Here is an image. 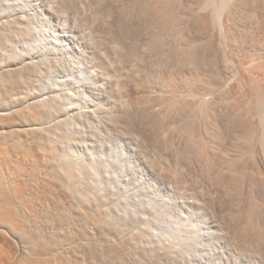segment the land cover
<instances>
[{
    "label": "bare ground",
    "instance_id": "bare-ground-1",
    "mask_svg": "<svg viewBox=\"0 0 264 264\" xmlns=\"http://www.w3.org/2000/svg\"><path fill=\"white\" fill-rule=\"evenodd\" d=\"M48 2L0 0V264H128L130 257L139 255L147 264H263L262 260L238 253L197 200H179L180 204L176 201V197H185L148 165L138 150L137 140L129 138L117 121L121 118L119 107L127 96L120 87L121 75L101 49L89 40L81 42L83 34L75 20L58 15ZM196 3L211 4L217 8L212 9L215 14L216 10L220 13L219 3L224 5L219 0ZM211 17L206 14L200 18L209 32L215 19ZM231 31L225 26L220 32L229 42L232 55L240 46ZM225 53L220 54L229 57ZM245 75L240 78L245 93L235 98V107L245 110L243 116L251 117L248 122L255 120L264 107V83ZM108 76H117V82L108 81ZM180 92L177 94L183 93ZM215 93L211 87L203 91L198 95L201 104H209L210 108L212 100H216L212 99ZM253 125L250 134L255 136L258 130ZM260 139L264 140V133ZM245 165L242 164V171Z\"/></svg>",
    "mask_w": 264,
    "mask_h": 264
},
{
    "label": "rangeland",
    "instance_id": "rangeland-1",
    "mask_svg": "<svg viewBox=\"0 0 264 264\" xmlns=\"http://www.w3.org/2000/svg\"><path fill=\"white\" fill-rule=\"evenodd\" d=\"M196 1L49 0L48 3L63 18H67V16L73 18V21L75 20L74 24L77 23L76 26L83 34L81 42H88L89 40V43L101 49L106 60L112 63V68L117 69L118 76L121 75L120 78L123 80L119 79L123 82V85L120 84V87L124 89L127 96L125 95L123 98L125 104L123 101L121 102V106L123 105L119 107L122 111H120L119 116L121 118H118L117 121L120 126L122 125L121 127H123L122 129L126 132V135L129 134V138L137 140L136 142L140 146H138V150L148 165L156 172H160V177H162L161 179L166 184L178 190L183 198L185 197L184 199L176 197V201L178 200L177 202L180 204L181 200H197L205 210L203 211L207 212L216 221L221 228L220 230L223 229L221 233L225 235L226 239H228L227 241L231 243L230 245H233L232 247H235L237 251L239 250L238 253L244 254V256L250 255L256 261L260 262L262 260L264 262V227H262L264 226V145L261 146V140L263 139H260L261 134L264 133V107H262L263 111H258V117H262L261 119L254 117L255 120L253 119L248 122L246 120H250L251 117L246 119L243 116L245 110L239 111L235 107L236 99L244 96L242 93H245V85L242 86L244 83L240 79L242 75L246 74L245 76L257 78L264 83V0H250V2L249 0H231L229 2L223 0L224 2L226 1L225 3L219 0V2L224 4L222 6L219 3V9L223 10L220 9V13L216 10V14L214 10L217 8L210 7L212 6L211 4L205 3V5L200 6ZM210 9L213 13H209ZM206 14H210V16L212 14L213 17L211 18H217L216 20L211 19L213 21L212 33L201 24L200 18ZM217 14H220V17ZM225 26L232 30L235 42L237 41L236 45L240 46L237 47V51L232 55L230 54V47L227 46L229 42L223 37L224 32L222 31V34L220 32L224 30ZM217 31L220 35H218ZM219 48H222V50ZM224 50L227 52L225 54H228L229 57L220 54L222 51L225 52ZM214 54L215 56H213ZM227 60L228 63L226 62ZM99 73L102 75L101 72ZM240 74L241 76H238ZM116 78L117 76H108V81L117 82L118 79L116 80ZM140 79H145V82ZM226 82L229 83L227 84ZM224 84L227 85L222 90ZM143 85L147 86L146 89ZM212 85L216 87L214 88ZM167 87H169V90ZM209 87H211L214 93L216 92L213 94L215 97L212 95V98L211 96L212 99H216V103L212 100L213 103L211 102L210 108L209 104L207 107L203 103L201 104L199 98L200 94L209 89ZM137 89H139V92ZM180 91L183 93L186 91V93L177 94ZM188 100L190 103L187 102ZM194 103L196 104L194 105ZM261 106L259 109H261ZM206 109L209 112L205 111ZM203 113L205 115L201 116ZM148 114H150V118ZM153 117L154 119H152ZM247 125H250L249 128ZM251 125H256L257 127H255V130H258V133L254 130L257 133H255V136L253 135L254 133L250 134ZM259 135L260 137H258ZM247 138H249L250 144L252 142L251 145L248 143ZM239 147L241 148L239 149ZM199 149L203 152H199ZM251 154L254 155L252 156ZM240 155L241 158H239ZM237 162L240 163L237 164ZM242 164H246L244 172L241 170ZM246 169L249 170L247 171ZM234 170L235 175L238 173L237 179H235L234 174L231 175V173H234ZM233 176L234 178H232ZM241 176H244L242 177L243 179ZM253 206H256V209ZM258 207L261 208L259 209ZM251 212H254L252 218ZM243 215H246V217L244 218ZM254 216L255 219L253 218ZM257 218L259 219L257 220ZM251 219H254L256 223L252 220L253 224ZM243 227L246 228L244 229ZM261 227L263 230H261ZM260 230L261 232H259ZM262 234L263 236H261ZM250 235L251 237H249ZM255 239H259V241H255ZM257 253H259V256ZM154 255L151 257V260L157 254ZM138 257L134 258L135 260L133 256L130 258H132L131 260L134 264H145L147 262V260L142 261L144 260L142 255ZM157 258L158 255L155 259ZM131 260L128 264H133Z\"/></svg>",
    "mask_w": 264,
    "mask_h": 264
}]
</instances>
